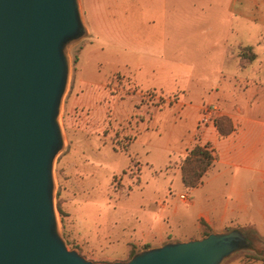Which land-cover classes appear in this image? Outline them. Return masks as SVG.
<instances>
[{
	"label": "rangeland",
	"instance_id": "1",
	"mask_svg": "<svg viewBox=\"0 0 264 264\" xmlns=\"http://www.w3.org/2000/svg\"><path fill=\"white\" fill-rule=\"evenodd\" d=\"M80 7L86 33L69 49L65 145L54 164L68 249L103 264L128 262L168 235L197 240V209L180 200L192 193L178 165L202 109L219 108L211 99L220 77L264 66V0H80ZM247 46L252 61L241 56ZM223 264H246L244 252Z\"/></svg>",
	"mask_w": 264,
	"mask_h": 264
},
{
	"label": "water",
	"instance_id": "2",
	"mask_svg": "<svg viewBox=\"0 0 264 264\" xmlns=\"http://www.w3.org/2000/svg\"><path fill=\"white\" fill-rule=\"evenodd\" d=\"M85 33L80 0H0V264H101L68 249L55 205L69 49ZM249 244L213 232L103 264H223Z\"/></svg>",
	"mask_w": 264,
	"mask_h": 264
},
{
	"label": "crops",
	"instance_id": "3",
	"mask_svg": "<svg viewBox=\"0 0 264 264\" xmlns=\"http://www.w3.org/2000/svg\"><path fill=\"white\" fill-rule=\"evenodd\" d=\"M239 15L249 21L247 16ZM257 66L252 75L239 76L241 71L222 75L212 96L222 114L232 120L233 132L221 137L216 127L201 125L198 119L197 134L180 158L195 147V142L209 144L218 155L202 185L189 190L192 197L187 204L197 209L193 233L198 239L204 231L202 222L212 233L253 226L264 234V66ZM180 220L190 221L186 215ZM176 239L171 235L161 237L151 248Z\"/></svg>",
	"mask_w": 264,
	"mask_h": 264
},
{
	"label": "trees",
	"instance_id": "4",
	"mask_svg": "<svg viewBox=\"0 0 264 264\" xmlns=\"http://www.w3.org/2000/svg\"><path fill=\"white\" fill-rule=\"evenodd\" d=\"M247 53L250 54V57L248 58L250 61L256 58V54L252 53L251 46L244 47L242 49L241 56L244 57ZM215 127L221 137L228 136L234 130L232 120L225 115L218 117ZM217 158L218 155L209 144H198L193 147L181 160L180 164L181 179L184 187L188 190H192L201 186ZM58 210L60 214L64 216L63 211L59 208ZM202 225L204 226V231L202 233L203 238L210 235L212 230L209 229V227H207L203 222ZM242 231L247 233L250 237L249 246L246 249L241 250L244 252L246 264H264L263 238L253 231L245 229H242ZM150 248L151 245H145L143 250ZM136 254V251H132L130 258L132 259Z\"/></svg>",
	"mask_w": 264,
	"mask_h": 264
},
{
	"label": "built area",
	"instance_id": "5",
	"mask_svg": "<svg viewBox=\"0 0 264 264\" xmlns=\"http://www.w3.org/2000/svg\"><path fill=\"white\" fill-rule=\"evenodd\" d=\"M219 108L215 105H206L202 109L200 124L204 126L214 125L218 117H220ZM180 200L184 203H189L191 197L187 194H180Z\"/></svg>",
	"mask_w": 264,
	"mask_h": 264
},
{
	"label": "bare ground",
	"instance_id": "6",
	"mask_svg": "<svg viewBox=\"0 0 264 264\" xmlns=\"http://www.w3.org/2000/svg\"><path fill=\"white\" fill-rule=\"evenodd\" d=\"M70 74H71V70H70Z\"/></svg>",
	"mask_w": 264,
	"mask_h": 264
}]
</instances>
